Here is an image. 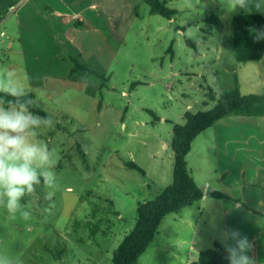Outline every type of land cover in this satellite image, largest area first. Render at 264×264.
I'll use <instances>...</instances> for the list:
<instances>
[{
    "label": "rangeland",
    "instance_id": "rangeland-1",
    "mask_svg": "<svg viewBox=\"0 0 264 264\" xmlns=\"http://www.w3.org/2000/svg\"><path fill=\"white\" fill-rule=\"evenodd\" d=\"M165 1L178 11L171 19L137 0L136 18L114 60L92 67L107 78L92 77L95 95L86 84L64 83L49 88L51 99L47 89L35 98L54 121L38 134L57 157V186L41 183L24 198L28 220L0 207V253L6 257L23 264H112L114 250L136 224L138 204L173 181V125L188 111L212 109L234 78L242 95H264V58L235 60L233 13L219 0ZM212 15L219 20L215 34L204 40ZM257 122L263 128L264 116L232 115L197 137L187 160L204 197L166 216L137 264H192L202 251L223 246L228 228L246 235L250 255L264 264V224L209 194L229 188L264 206V132ZM252 148L260 150V164L250 159Z\"/></svg>",
    "mask_w": 264,
    "mask_h": 264
},
{
    "label": "crops",
    "instance_id": "crops-1",
    "mask_svg": "<svg viewBox=\"0 0 264 264\" xmlns=\"http://www.w3.org/2000/svg\"><path fill=\"white\" fill-rule=\"evenodd\" d=\"M136 3L137 0H0V72L11 71L15 80L37 99L44 89L51 99L52 89L64 83L78 87L86 84L88 93L95 95L97 85L92 77L82 71L73 72L67 45L72 54L83 56L91 67L98 69L110 63L136 18ZM227 67L237 68L232 63ZM259 130L263 133L264 127ZM250 142L248 147L252 146ZM259 151L252 148L255 155L250 159L260 164ZM223 192L237 196L229 188ZM238 195L264 211V206H256L247 194ZM227 208L240 210L228 203Z\"/></svg>",
    "mask_w": 264,
    "mask_h": 264
},
{
    "label": "trees",
    "instance_id": "trees-1",
    "mask_svg": "<svg viewBox=\"0 0 264 264\" xmlns=\"http://www.w3.org/2000/svg\"><path fill=\"white\" fill-rule=\"evenodd\" d=\"M143 1L149 5L151 14H158L168 19L178 14V11L168 6L165 0ZM218 21L213 15L207 18V25L203 30L205 33L204 40L215 34L213 28ZM232 25L231 43L235 60L238 63H245L263 59L264 39L257 42L250 35L248 29L250 26L258 29L264 28V15L246 14L238 11L232 15ZM185 40L188 46L195 47V44L187 36ZM67 50L68 57L74 65L73 72L82 71L88 77L107 80L104 74L89 66L81 55L72 54L68 45ZM172 51L171 46L169 52ZM30 96L35 100L32 94ZM31 110L40 116H49L48 112L43 110L37 102ZM232 115L264 116V95H242L239 81L234 78L233 88L225 91L212 109L198 112L188 111L185 113L182 123L173 125L171 143L174 153L173 181L154 199L138 204L136 224L114 250L112 264H137L140 257L152 244L159 232L160 223L166 216L179 213L203 199L204 192L189 171L187 157L195 140L202 132ZM79 152L83 158L86 157L80 146ZM125 164L128 168L139 171L143 176L146 175L145 171L136 163L126 162ZM210 196L227 202L231 208L246 211L264 222V211L251 206L241 195L236 196L223 191H213ZM225 255L224 247L217 244L214 248L202 251L198 260L192 264H228V261L224 259Z\"/></svg>",
    "mask_w": 264,
    "mask_h": 264
},
{
    "label": "clouds",
    "instance_id": "clouds-1",
    "mask_svg": "<svg viewBox=\"0 0 264 264\" xmlns=\"http://www.w3.org/2000/svg\"><path fill=\"white\" fill-rule=\"evenodd\" d=\"M229 13L244 11L264 15V0H219ZM250 35L258 42L264 39V28L250 26ZM36 101L14 78L13 73L0 72V207L10 214L19 212L24 220L31 212L22 203L43 183L49 189L57 186L54 169L57 157L46 142L39 139L38 130L51 127L49 116H40L31 109ZM53 192L47 193L50 199ZM228 264H257L250 255L253 245L238 229L228 228L220 237ZM0 264H23L19 258L0 253Z\"/></svg>",
    "mask_w": 264,
    "mask_h": 264
}]
</instances>
